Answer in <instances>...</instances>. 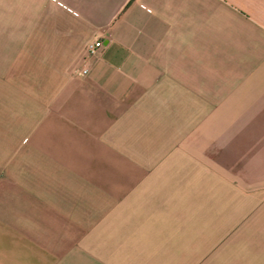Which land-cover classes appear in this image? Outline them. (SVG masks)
Wrapping results in <instances>:
<instances>
[{
  "label": "crops",
  "instance_id": "obj_1",
  "mask_svg": "<svg viewBox=\"0 0 264 264\" xmlns=\"http://www.w3.org/2000/svg\"><path fill=\"white\" fill-rule=\"evenodd\" d=\"M0 264H264V0H0Z\"/></svg>",
  "mask_w": 264,
  "mask_h": 264
},
{
  "label": "built area",
  "instance_id": "obj_2",
  "mask_svg": "<svg viewBox=\"0 0 264 264\" xmlns=\"http://www.w3.org/2000/svg\"><path fill=\"white\" fill-rule=\"evenodd\" d=\"M102 44H103L102 40H99V39L90 42V43L87 45V51H88V53L92 54V53L97 52V50H98L100 47H102ZM78 73H80V74H86V73H88V69L85 68V69H83V70H80Z\"/></svg>",
  "mask_w": 264,
  "mask_h": 264
}]
</instances>
